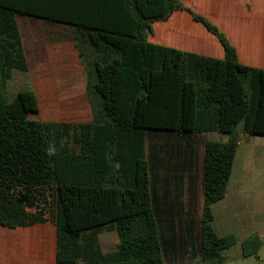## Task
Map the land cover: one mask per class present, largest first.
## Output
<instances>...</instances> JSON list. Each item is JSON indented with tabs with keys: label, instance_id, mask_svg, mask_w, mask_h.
Listing matches in <instances>:
<instances>
[{
	"label": "trees",
	"instance_id": "16d2710c",
	"mask_svg": "<svg viewBox=\"0 0 264 264\" xmlns=\"http://www.w3.org/2000/svg\"><path fill=\"white\" fill-rule=\"evenodd\" d=\"M178 10L217 37L223 58L148 41L153 23ZM18 16L73 28L87 90L101 98L97 111L88 96L92 122L31 119L39 103L30 89L9 100L13 71L29 69ZM208 133L227 138L204 142L202 216L198 224L179 220L178 233L170 219L182 210L170 203L179 177L159 184L154 170L163 147L152 140ZM239 133L264 136V69L241 64L226 35L181 1L0 0V217L3 205L49 208L59 264H166L177 257L185 264L190 256L224 263L237 238L218 236L212 205L226 196ZM171 157L193 186L195 147L179 144ZM105 231L117 233V250H102ZM262 244L252 234L243 254L255 256Z\"/></svg>",
	"mask_w": 264,
	"mask_h": 264
},
{
	"label": "crops",
	"instance_id": "0c3cea01",
	"mask_svg": "<svg viewBox=\"0 0 264 264\" xmlns=\"http://www.w3.org/2000/svg\"><path fill=\"white\" fill-rule=\"evenodd\" d=\"M179 1L209 19L226 35L236 49L241 64L264 69V0ZM44 22L59 26L63 33L62 39H69L77 51L71 26ZM152 28L153 32L148 34L147 39L154 44L213 58L224 57L223 47L217 37L208 32L202 24L194 21L186 11H175L167 20L153 23ZM77 54L79 57L78 51ZM79 60L82 63L80 57ZM84 72L88 78L85 67ZM38 113L39 111L35 114ZM257 147L260 152L256 150ZM263 149L264 136H239L226 196L212 205L214 230L223 231L227 227L226 234L234 233L239 238L237 241L241 243L254 233L264 240V176L261 179V174L264 173ZM261 156L263 164L258 167ZM190 189L192 194L189 193ZM188 193V203L192 211L196 200L195 182L190 187L189 181ZM171 196L170 205L175 209L180 204L183 205L179 195L171 191ZM174 196L178 197V201ZM3 206L7 209L6 212L3 211V218L0 217V264H59L57 228L51 210H42L39 206L27 207L19 203L14 204L12 209L10 205ZM186 212L187 215L191 214H188L189 210ZM7 217H11L8 222ZM189 219H184L183 222ZM170 220L180 233V219L173 216ZM224 233L218 236L226 235ZM175 261L181 262L180 257L166 264H174Z\"/></svg>",
	"mask_w": 264,
	"mask_h": 264
},
{
	"label": "rangeland",
	"instance_id": "374dc122",
	"mask_svg": "<svg viewBox=\"0 0 264 264\" xmlns=\"http://www.w3.org/2000/svg\"><path fill=\"white\" fill-rule=\"evenodd\" d=\"M18 22L29 62V70L27 72L13 71L6 87L9 100H12L17 92L30 89L36 93L40 103L39 113L31 114V119L75 124L92 122L94 118L93 107L88 96L93 100L94 108L97 111L101 109V104H98L99 101L101 102V98L93 93L91 89L87 90V80L89 78L84 72V64L79 60L73 43L69 39H62L63 33L59 26L45 23L41 19L19 16ZM241 134L243 133H239L238 138ZM226 138L227 136L218 133H209L197 135L194 141H186L162 134L152 140L154 144L163 147L160 150L162 162L158 163L154 170V174H157L161 179L159 184L162 185L165 176L170 175L173 178L176 174L179 177L176 185L171 187V191L179 195V199L183 204L176 208L178 211L182 210L180 214L176 215L178 220L180 219L183 222L184 219L192 217L195 223L200 222L204 200L202 193L204 142L222 141ZM188 143L195 147L197 153L193 178L196 200L192 211L190 210V203H188L190 173L180 169L181 167L177 165V159L171 157L172 151L176 152L177 145H187ZM256 150L260 152L258 147ZM169 158L171 160L170 164L165 161ZM262 164L261 156L259 157L258 167ZM263 174H261V179L264 176ZM159 195L163 196L161 190ZM188 210L191 212L190 215H187L186 211ZM213 228L215 227L213 226ZM227 230L226 227L223 231L218 229L215 232L222 235V232L226 234ZM118 244V235L115 231H105L100 234V245L104 252L117 250ZM242 244L237 241L234 246L228 248L224 252L226 260L222 264H264V240L255 256H245ZM174 264H181V262L175 261ZM185 264H201V260L199 256H190Z\"/></svg>",
	"mask_w": 264,
	"mask_h": 264
}]
</instances>
